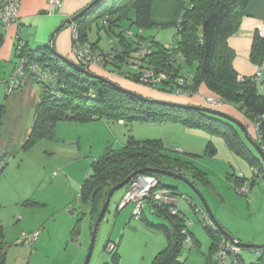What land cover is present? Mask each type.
<instances>
[{"label":"rangeland","instance_id":"374dc122","mask_svg":"<svg viewBox=\"0 0 264 264\" xmlns=\"http://www.w3.org/2000/svg\"><path fill=\"white\" fill-rule=\"evenodd\" d=\"M101 26V21L93 24L89 39L99 46L98 50L107 53L119 45L120 30L109 32ZM122 27L128 38L129 32L136 33L128 22ZM146 36L173 45L175 30L149 31ZM124 70L133 71L127 65ZM107 71L101 76L114 82L124 79L115 76L110 68ZM30 85L26 91L14 90L18 93L4 108L0 131V242L4 243L5 264H84L97 219L91 215L90 204L81 197L83 183L92 175L95 161L105 150L123 148L129 137L161 140L167 150L192 161L205 180H190L221 226L244 243L264 245V177L257 178L252 190L247 187V193H243L245 186L240 188L236 184L238 177L233 172L240 170L239 164L245 167V161L232 155L227 146H216L214 136L172 121H59L53 136H43L24 149L44 91L35 79ZM155 96L147 98L157 100ZM168 102L178 103L175 99ZM209 144L217 150L213 156L208 154ZM161 180L178 194L179 211L186 216L188 229L199 242L196 248L184 247L177 264H209L211 240L203 215L190 204L192 201L205 211L201 200L180 180L169 176H161ZM130 189L128 184L112 197L89 264H154L158 254L169 246L168 235L161 226L169 227L170 222L163 215L151 213L150 204L146 205L142 219L133 216L134 204L118 209ZM33 236L37 238L30 242ZM113 244L117 245L115 252L109 248ZM214 255L210 260L216 258ZM262 255L255 249H243L241 254L244 264H256Z\"/></svg>","mask_w":264,"mask_h":264},{"label":"trees","instance_id":"16d2710c","mask_svg":"<svg viewBox=\"0 0 264 264\" xmlns=\"http://www.w3.org/2000/svg\"><path fill=\"white\" fill-rule=\"evenodd\" d=\"M251 1L103 0L80 18L75 26L79 41L90 43L96 49H98L97 44L89 40V31L92 30L94 23L101 21V27L109 32L115 33V30L119 29L118 55L104 64V68L111 66L110 72L136 85L166 95L181 96H194L200 86L205 85L223 105L233 107L256 126L257 141L264 151V94L260 93L258 87L261 82H256L254 78L240 80L233 65L236 54L228 43L229 39L238 33ZM125 22L136 29V33L131 38L124 35L122 24ZM171 29L175 30V41L169 49L156 37L146 36L149 31ZM143 44L148 45V53H140ZM17 52L20 59L27 60L25 65L27 75L35 79L30 68L35 65H38L39 70L56 75L55 85L35 79L44 86V91L36 107L34 125L24 149L32 147L43 136H53L59 121L89 123L109 120L124 124L172 121L222 138L232 153L255 169L256 173L251 180L237 178L236 184L240 188L247 187L248 181L254 186L257 178L261 175L264 177V163L256 150L246 140L241 129L228 120L199 110L180 109L135 99L101 80L87 77L54 55L48 46L29 51L24 45L21 51L17 47ZM129 59L139 60L142 64L140 69L154 73L155 78L160 75H165L166 78L153 84H145L141 80V71L134 70L128 63ZM251 61L259 66L264 63V37L259 33L254 35ZM125 65L133 71H125ZM181 78L184 79L183 84L179 83ZM22 83L21 80L20 87L15 90L24 88ZM2 113L3 110L0 111V131L3 126ZM208 149L209 156L217 152L212 144L208 145ZM175 153L167 150L161 140H138L134 137H129L126 145L121 149L108 147L95 161L93 173L84 181L81 189L82 199L91 206V215L96 220L109 191L140 170L170 171L192 181L205 180L204 174L192 161ZM3 169L2 166L1 170ZM142 175L154 176L161 181V184V176H165L156 172H146ZM171 190L176 196L178 195L175 190L172 188ZM147 204H150L153 214L163 215L170 222L169 227L161 226L168 235L169 246L158 254L154 264L179 263L184 248V230L192 235L193 248L197 244L195 236L188 229L186 216L179 211L178 204L176 205L178 214L172 215L168 208L159 207L148 201L140 219L144 216ZM190 204L196 212L198 205L194 206L192 201ZM203 212L208 215L206 211ZM203 222L211 240L210 257H212L218 249L222 234L208 227L205 220ZM3 245L4 243L0 242V264H5L6 258ZM109 248L111 252H115L117 245L113 244ZM259 251L263 255L256 264H264V249ZM210 257L208 263L213 264L215 259L210 260Z\"/></svg>","mask_w":264,"mask_h":264},{"label":"crops","instance_id":"0c3cea01","mask_svg":"<svg viewBox=\"0 0 264 264\" xmlns=\"http://www.w3.org/2000/svg\"><path fill=\"white\" fill-rule=\"evenodd\" d=\"M93 1L94 0H62L56 10L50 11L49 0H20V12L17 22L12 24L7 29H5L0 23V111L3 110L2 118L5 113L4 108L7 107L8 102L16 96V93H18L16 91H8V81L12 77L16 65L20 60V55L17 52L19 40L23 41L27 50L29 51H34L47 46L49 47L52 41L53 33L56 31V29H58V27L62 25L67 19L75 16L85 9ZM263 25L264 0H252L248 5L247 15L242 19L238 33L232 36L228 41L229 46L236 54L233 65L239 77L254 78L257 72L260 69H263L262 80L258 86L261 94H264V63L262 66L254 64L251 61V51L254 35L259 33ZM54 39L56 51L60 55L70 59L73 44L71 27L69 26L62 29ZM97 48L99 49L98 45ZM108 68L111 69V66L108 65L107 68L103 67L102 69H98L95 74L103 75L105 72H108ZM25 77V83L22 81V85H24V90L26 91L27 87L31 86L30 84L32 81H34V78L27 74ZM116 83L124 88L131 89L142 96L144 95L145 97H150L152 94L154 96L155 94L157 95L155 97H157L159 100L170 101L175 99L181 104L204 106V102L207 97L215 96L205 85H201L198 93L194 96H168L166 94H160L148 87H141L122 78H117ZM220 110L234 116L242 122L245 120L246 123L244 124L248 127L251 136L255 140L257 139L256 126L246 120V118L244 119V116L241 113H238L236 109L228 105H223ZM213 142L218 147L226 148L225 142L219 137L214 136ZM231 154L236 156L232 152ZM232 158L233 157L229 156V159ZM237 158L239 159V157ZM244 164L245 167L244 165L239 164L241 167L240 170L235 169L236 171L234 170L233 173L238 178L246 179L247 177L250 178L249 180H251L254 172L252 168L248 166L247 162ZM246 184H248V186H246L249 188V190H252L254 187L249 181ZM231 235L233 236V234ZM237 239L242 241L239 238ZM196 241L197 244L194 248L198 247L199 244L197 239Z\"/></svg>","mask_w":264,"mask_h":264},{"label":"built area","instance_id":"2783aa9c","mask_svg":"<svg viewBox=\"0 0 264 264\" xmlns=\"http://www.w3.org/2000/svg\"><path fill=\"white\" fill-rule=\"evenodd\" d=\"M61 1L62 0H49V10H56ZM19 12L20 0H0V23L5 29L17 22L19 18ZM70 27L72 29V41H74V44H72L70 60H72L75 64L94 72L95 70L102 69L104 67V64L112 61L113 57L118 55L119 49L117 47H114L115 49L104 53L103 51L94 48L90 43H81L79 41L75 23ZM259 34L260 36L264 37V25L261 27ZM128 35L131 37L133 36V34L130 32L128 33ZM24 45L25 44L23 43V41L19 40L18 50L21 51ZM166 48L169 49L171 47L170 45H166ZM148 52V45L143 44L140 48V53L145 54ZM128 63L134 70L141 71V80L147 85L153 84L156 81H160L161 79L166 78L165 75H160L158 78H155L154 73L145 69H140L142 64L139 60L129 59ZM26 64L27 60L25 58H21L19 60L12 77L8 81L9 92L20 87L21 80L26 76ZM30 68L33 71L32 73L37 81L55 85L56 75H52L44 70H39L40 68L38 67V65L32 66ZM262 76L263 69H260L254 79L256 80V82L260 83L262 80ZM240 80H242V77H240ZM183 82L184 79L181 78L179 80V83L183 84ZM204 103L205 105H207L205 107L216 110L221 109V107L223 106L221 100L217 97H207ZM253 172L255 174L256 170L253 169ZM247 190L248 188L244 187L242 189V192L247 193ZM148 201L159 207L168 208L172 215L178 214V210L176 208V205L178 204V197L171 189L162 186L161 181L158 178L150 175H139L132 180L131 189L125 194L124 198L119 203L118 209L123 210L129 204H134L133 216L137 219H140L145 203ZM197 213H201L203 215L205 224L208 227L217 230L210 217L203 211H201L200 208H197ZM183 235L185 236L184 247L192 248L194 246L192 235L187 230L183 231ZM36 238V236H33L30 239V242H34ZM242 251L243 249L233 245L227 238L222 236L213 264H243L241 260Z\"/></svg>","mask_w":264,"mask_h":264},{"label":"water","instance_id":"95a60500","mask_svg":"<svg viewBox=\"0 0 264 264\" xmlns=\"http://www.w3.org/2000/svg\"><path fill=\"white\" fill-rule=\"evenodd\" d=\"M103 0H94L90 5H88L85 9H83L81 12H79L78 14H76L75 16L67 19L62 25H60L58 27V29H56V31L53 33V37H52V41L50 43V50L51 52L56 55L57 57L61 58L63 61H65L68 65L74 67L75 69H77L79 72L85 74L87 77L92 78V79H98L101 80L109 85H111L112 87H114L115 89H117L120 92L126 93L131 95L132 97H134L135 99H138L140 101H145V102H155L158 104H162L165 106H174L180 109H193V110H199L214 116H218L221 117L223 119L228 120L229 122L233 123L234 125H236L237 127H239L241 129V131L244 133V136L246 138V140L252 145V147L256 150L257 154L259 155L260 159L262 160V162L264 163V151L261 148L260 144L258 143L257 140H255L251 134L250 131L248 129V127L239 119L235 118L234 116L225 113L221 110H216V109H211L209 107H205V106H198V105H190V104H181V103H172V102H166V100H154V99H149L145 96H142L132 90L126 89L124 87H122L121 85H119L118 83L103 77L101 75L95 74L94 72L87 70L77 64H75L72 60H70L69 58L60 55L54 46V41H55V36H57L60 31L62 29H64L65 27H69L72 24L76 23L80 18L84 17L93 7H95L99 2H102ZM146 172H156L165 176H169V177H173L175 179L180 180L181 182L185 183L186 185H188L190 187V189H192L196 195L199 197V199L201 200L203 207L205 209V211L208 213L209 217L211 218V220L213 221L214 225L216 226L217 230L222 234V236H224L225 238H227L233 245L241 248V249H255V250H263L264 249V245H255V244H248V243H244L242 241H239L238 239H236L235 237H233L228 231H226L221 224L219 223V221L216 219V217L214 216V214L212 213L205 197L202 195L201 191L194 185V183L188 179L187 177L180 175V174H176L174 172H170V171H161V170H153V169H147V170H140L137 172H134L132 175H130L125 181L119 183L118 185L114 186L108 193L106 201L102 207L101 212L99 213V216L96 220L95 226L93 228V232H92V239H91V244L89 247V251L88 254L86 256V259L84 261V264H89L92 254H93V250L95 247V242H96V237L98 234V230L100 228V225L105 217V214L107 213L112 197L114 196V194L121 190L122 188L126 187L135 177L142 175Z\"/></svg>","mask_w":264,"mask_h":264}]
</instances>
